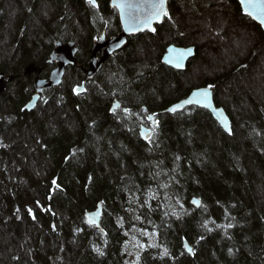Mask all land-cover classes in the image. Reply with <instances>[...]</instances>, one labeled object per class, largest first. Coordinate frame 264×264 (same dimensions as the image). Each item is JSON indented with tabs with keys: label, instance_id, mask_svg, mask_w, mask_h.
<instances>
[{
	"label": "trees",
	"instance_id": "trees-1",
	"mask_svg": "<svg viewBox=\"0 0 264 264\" xmlns=\"http://www.w3.org/2000/svg\"><path fill=\"white\" fill-rule=\"evenodd\" d=\"M95 1L97 8L88 0H28L7 36L9 3L22 5L0 1V73L15 76L0 94V264H264V65L254 70L263 31L236 0H171L154 33L130 37L88 81L93 45L103 33H121L110 0ZM42 4L52 17L40 21ZM213 7L258 43L242 57L218 55L195 74L205 47L183 22ZM207 25L205 35L219 37ZM69 41L78 64L27 112L34 77L25 68L33 63L47 78L56 43ZM172 44L196 46L183 72L162 62ZM199 87L213 90L231 135L199 107L162 113ZM115 102L121 106L112 112ZM150 115L157 126L145 141L139 132ZM98 206L95 228L85 213ZM132 241L141 248L133 259Z\"/></svg>",
	"mask_w": 264,
	"mask_h": 264
},
{
	"label": "water",
	"instance_id": "water-1",
	"mask_svg": "<svg viewBox=\"0 0 264 264\" xmlns=\"http://www.w3.org/2000/svg\"><path fill=\"white\" fill-rule=\"evenodd\" d=\"M118 2L119 0H117V3ZM170 2L171 0H167L165 4V8L167 12H169ZM236 2L239 4L243 14H245L248 17V19H251L252 22L255 23L257 26H259L260 29L264 33V22H262L261 20L255 19L253 16H249L247 14L249 10L245 9V7L241 4V0H236ZM128 3L140 5L139 9L132 8V9L126 10V12H128L130 16L133 18L142 17L143 13L148 10L145 6V0H128ZM92 6H95V7L97 6L96 1H95V5H92ZM110 7L116 10L115 12H117L118 14L119 22L121 25V33H119L116 36H112L110 39L109 38L107 39L105 35H102L100 36V39L93 45V49H92L93 51L88 60L87 68L85 70V77H86V80L88 81L94 79V77L97 75V73H99L103 64L105 63L104 61H106L108 57L120 51L121 48H123L126 45L129 37L138 35L146 31L151 32V33L154 32L144 27L143 25H139L138 27L133 28L132 25L134 23H138V20L129 19L123 16L120 9L114 6V0H110ZM164 18L165 17H162L159 22L153 20L151 27L155 28V26L157 24H160L161 21L164 20ZM187 49H191V51L186 52L185 50ZM78 51L79 50L74 41H69L66 43L57 42L55 45V49L51 53L50 59H49V62L54 64L55 67L52 69V71L50 72L47 78L40 77L42 68L38 67L37 65H34L33 63L28 64V66L25 68L24 75H31L34 77V81H33L34 94L32 95L30 101H28V103L25 106V110L27 112H32L36 108L38 101L40 100L41 94H43L48 89L50 90L51 88H56L58 86H61L63 79H64L66 69L68 67L75 66L78 64L77 63L78 62L77 61ZM196 51H197L196 46L194 45L177 46V45L172 44L171 46L170 45L167 46L166 51L162 57V62L166 66L170 67L171 69L183 72L184 70H186L188 63L192 59L195 58ZM100 52H103V53H102L101 58L99 59L98 54ZM181 53H184V58L180 61V67H177L176 59ZM14 77L15 76H11V78L6 77L4 73H0V94L5 92L7 84L14 81L15 79ZM76 89H79V91H76V93L78 94L83 93L85 90V83H83L79 87H76ZM200 89L208 90L209 102L211 105L210 107H202L200 105L191 104V105H183L182 108L177 110L176 112L169 111V109H171L174 105L180 104L182 101L191 97L193 92L200 90ZM116 104H119V103L115 102L113 104L111 108L112 112H114V105ZM190 107H197V108L199 107L200 109H204L207 112H209L212 118L214 119V121L221 127V129L227 135H231L232 133L231 120L229 119V116L227 115L223 107L216 106L214 102L213 90L209 87H199V88L193 89L190 92V94L187 95V97L169 105L167 108H165V110L162 113H167V114L181 113ZM150 116L153 117V120L155 121V123H153V121H150L148 119V122H150V125L142 126L139 132V135L145 141H149L152 138L153 129H155L157 126L156 115H150ZM225 125H227V127H225ZM145 133L147 134V138L145 136ZM195 202H198V203H195ZM191 204L193 205V207L197 209L201 207V201L198 198H192ZM101 217H102V208L101 206H98L95 210L85 213L86 224H88L89 226H93L95 228H100ZM90 221H93L94 223H90ZM95 225H98V227ZM263 239H264V232H263ZM187 244H188L187 242H184L183 244L184 248L188 254L192 255L193 248L192 246H189Z\"/></svg>",
	"mask_w": 264,
	"mask_h": 264
},
{
	"label": "rangeland",
	"instance_id": "rangeland-1",
	"mask_svg": "<svg viewBox=\"0 0 264 264\" xmlns=\"http://www.w3.org/2000/svg\"><path fill=\"white\" fill-rule=\"evenodd\" d=\"M212 1L214 3L218 2L217 0ZM27 2L28 0H20L22 8L16 6L19 5L18 3H9V5H12L13 10L7 16L6 29H8V31H6V36L10 35L12 31L17 28V26L24 19L23 5H27ZM217 12L218 8L213 7L208 13L199 14L196 17L195 21H190L188 25H186L187 22H183L185 26H188V29L192 32V34H195L193 40L199 43L202 48L205 47V49H201L202 52L200 53V57H198V60L192 66L191 71H193L195 74H199L200 69L204 66H208L212 59L214 57H217L218 55L225 58H229L230 56L235 55L236 53L235 56L242 57V55H246V53L254 44L258 43L256 34L254 32L247 28L244 29V27L238 24L237 22L221 20L222 15L216 14ZM51 13L52 12H50L47 5L42 4L38 10V19L40 21L44 19H49L50 17H52ZM211 13H213V16H211ZM182 15L183 14H181V16ZM224 18L226 19V17ZM196 20H198L199 22ZM207 24H209V26L211 24L214 30H220L219 37H212L208 35V33L205 35L203 30L206 31L208 29ZM4 41L8 42L10 41V38L9 40ZM257 52L258 53L254 58V70L264 65V48L263 50ZM140 249L141 248L137 245V243L132 241V243L128 247V253L131 259L135 258L137 250Z\"/></svg>",
	"mask_w": 264,
	"mask_h": 264
},
{
	"label": "snow or ice",
	"instance_id": "snow-or-ice-1",
	"mask_svg": "<svg viewBox=\"0 0 264 264\" xmlns=\"http://www.w3.org/2000/svg\"><path fill=\"white\" fill-rule=\"evenodd\" d=\"M89 4L95 5V0H88ZM167 0H145V6L148 9L146 12L143 13L142 17L133 18L130 16L126 10L132 9V8H140V5L138 4H131L128 3V0H119L117 3V0H114V6L118 7L122 13L123 16L129 19H135L138 20V23H134L132 25L133 28L138 27L139 25H143L144 27L148 28L151 31H155L156 29L151 27L153 20L159 22L162 17H167L169 14L165 8ZM241 4L245 7V9H248L249 11L247 14L249 16H253L255 19L261 20L264 22V0H241ZM186 52H190L191 49L185 50ZM184 58V53L179 54V56L176 59V66L180 67V61ZM74 91H79V89H74ZM196 104L200 105L202 107H210L209 102V92L207 89H200L192 93L191 97L188 99L182 101L180 104L174 105L169 111L176 112L177 110L181 109L183 105H191ZM120 105L116 104L114 105V110L119 108ZM125 112H128L127 109L124 110ZM148 119L150 121L153 120V117L149 116ZM227 127V125H225ZM145 136L147 138V134L145 133ZM52 184L56 187H59L57 185V181L54 179L52 181ZM198 203V202H195ZM29 213H31V209H29ZM35 218V217H33ZM90 223H94L93 221H90ZM98 227V225H95ZM232 225H228V227H231ZM55 226H53L54 229ZM205 227H207V223L205 224ZM99 251V249H97ZM103 254V253H101ZM165 255H167V250L165 249Z\"/></svg>",
	"mask_w": 264,
	"mask_h": 264
},
{
	"label": "flooded vegetation",
	"instance_id": "flooded-vegetation-1",
	"mask_svg": "<svg viewBox=\"0 0 264 264\" xmlns=\"http://www.w3.org/2000/svg\"><path fill=\"white\" fill-rule=\"evenodd\" d=\"M109 4H110V2H109ZM97 6H98V5H97ZM97 6H96V8H97ZM94 7H95V6H94ZM115 11H116V10H115ZM156 26H157V25H156ZM156 26H155V29H156ZM146 32H148V31H146ZM146 32H143V33H146ZM154 32H155V31H154ZM154 32H153V33H154ZM148 33H151V32H148ZM118 34H119V33H118ZM118 34H117V35H118ZM140 34H142V33H140ZM102 35H105V34L103 33ZM138 35H139V34H138ZM115 36H116V35H115ZM134 36H136V35H134ZM105 37H106V35H105ZM111 37H112V36H111ZM111 37H110V38H111ZM132 37H133V36H132ZM106 38H107V37H106ZM108 38H109V37H108ZM108 38H107V39H108ZM110 38H109V39H110ZM129 38H130V37H129ZM129 38H128V39H129ZM127 42H128V40H127ZM126 44H127V43H126ZM123 48H124V47H123ZM121 49H122V48H121ZM102 53H103V52H100V53L98 54L99 59L101 58ZM111 56H112V55H111ZM149 125H150V122H147V124H146L145 126H149Z\"/></svg>",
	"mask_w": 264,
	"mask_h": 264
}]
</instances>
